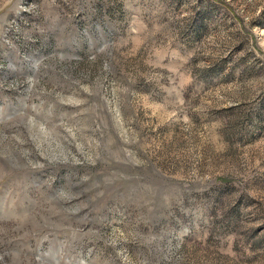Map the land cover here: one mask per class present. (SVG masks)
I'll list each match as a JSON object with an SVG mask.
<instances>
[{"label":"rangeland","instance_id":"1","mask_svg":"<svg viewBox=\"0 0 264 264\" xmlns=\"http://www.w3.org/2000/svg\"><path fill=\"white\" fill-rule=\"evenodd\" d=\"M0 264H264V0H0Z\"/></svg>","mask_w":264,"mask_h":264}]
</instances>
